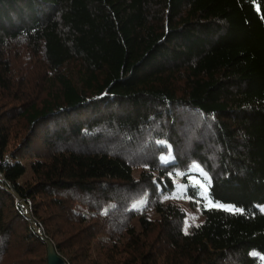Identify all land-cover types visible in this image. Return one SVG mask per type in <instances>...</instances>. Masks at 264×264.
<instances>
[{"label":"trees","instance_id":"obj_1","mask_svg":"<svg viewBox=\"0 0 264 264\" xmlns=\"http://www.w3.org/2000/svg\"><path fill=\"white\" fill-rule=\"evenodd\" d=\"M48 241L264 264V0H0V264Z\"/></svg>","mask_w":264,"mask_h":264},{"label":"water","instance_id":"obj_2","mask_svg":"<svg viewBox=\"0 0 264 264\" xmlns=\"http://www.w3.org/2000/svg\"><path fill=\"white\" fill-rule=\"evenodd\" d=\"M48 264H68L51 241H48Z\"/></svg>","mask_w":264,"mask_h":264},{"label":"rangeland","instance_id":"obj_3","mask_svg":"<svg viewBox=\"0 0 264 264\" xmlns=\"http://www.w3.org/2000/svg\"><path fill=\"white\" fill-rule=\"evenodd\" d=\"M201 171L202 168L200 167ZM137 175L138 172H137ZM194 182H196L197 180H193ZM186 208L188 209V212H189V216H188V224H193V223H196L200 220V215L198 213V211H193V210H190L188 208V206H186ZM166 212V208L163 207V206H159L158 208L155 209V211L153 212V215L156 216V217H160L162 214H164Z\"/></svg>","mask_w":264,"mask_h":264},{"label":"snow or ice","instance_id":"obj_4","mask_svg":"<svg viewBox=\"0 0 264 264\" xmlns=\"http://www.w3.org/2000/svg\"><path fill=\"white\" fill-rule=\"evenodd\" d=\"M198 167V166H197ZM140 203H143V201H141ZM139 205H133V207H138ZM229 211H231L232 209H228Z\"/></svg>","mask_w":264,"mask_h":264}]
</instances>
